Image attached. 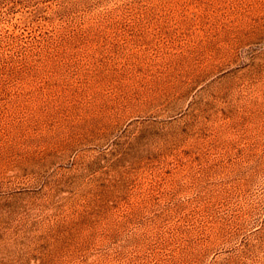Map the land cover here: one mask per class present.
<instances>
[{
  "label": "rangeland",
  "instance_id": "rangeland-1",
  "mask_svg": "<svg viewBox=\"0 0 264 264\" xmlns=\"http://www.w3.org/2000/svg\"><path fill=\"white\" fill-rule=\"evenodd\" d=\"M0 264H264V0H0Z\"/></svg>",
  "mask_w": 264,
  "mask_h": 264
}]
</instances>
